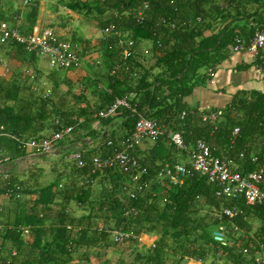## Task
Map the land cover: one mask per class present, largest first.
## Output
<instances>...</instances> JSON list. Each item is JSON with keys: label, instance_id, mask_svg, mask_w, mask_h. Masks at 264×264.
<instances>
[{"label": "trees", "instance_id": "obj_1", "mask_svg": "<svg viewBox=\"0 0 264 264\" xmlns=\"http://www.w3.org/2000/svg\"><path fill=\"white\" fill-rule=\"evenodd\" d=\"M4 1L11 7L12 2L18 0ZM241 1L56 2V6L84 15H91L94 9L98 14L94 18L99 29L113 24L134 45L130 48V55L123 58L113 36L100 35L96 39L100 44L101 62L95 65L102 72H95L87 86L92 87L91 94L96 96V101L94 104L87 101L84 106L69 112L49 109L50 100L33 92L26 98L19 96L22 89L19 81L9 82L0 76L1 165L9 166L25 154L26 150L19 146L16 138L40 139L59 128L72 127L70 134L77 135V138L81 137L82 131L86 132L85 138L99 139L97 147L89 153L80 154L85 161L84 167L78 168L74 159L70 162L69 171L58 174L55 180L36 191L8 170L0 174V194L9 196L12 207L20 202L18 196L36 192L38 198L35 204L45 208L42 214L35 210L27 214L19 213L13 221L5 224L2 239L9 240L12 245L8 253L12 248L21 258L30 257L26 264H70L74 259L82 258V248L99 255L109 246L127 243L132 247L130 259H119L116 264H186L189 260L202 264H255L252 252L260 246L264 250V200L250 206L243 200L233 203L217 196L215 186L191 169L188 151L175 147L167 137L169 132L180 131L188 147L197 139H202L213 155L227 158L231 161V168L241 173L257 170L264 162L263 94L234 97L229 105L217 110L220 111V118L215 123L203 122L204 112L189 109L183 100L204 79H210L207 73L203 74L200 70L213 69L225 57L226 49L239 38L235 27H227L226 23L221 30L213 33L212 24L216 20H233L228 9L236 7ZM249 2L257 5L264 0ZM144 5L147 7L144 8ZM39 7L40 0L26 4L25 27L18 28L22 34L32 33ZM138 12L142 13L141 18L136 17ZM3 16L0 15V20L8 21ZM206 30L212 34L205 36ZM72 36V40L80 44L78 56L81 62V58L90 51L92 40ZM142 42L150 44L151 62L137 57V46ZM0 52L31 65L38 60L35 53H28L13 42L0 43ZM77 97H84V93ZM118 99H126L128 106L117 107L113 115L105 118L95 116ZM182 112L184 116L181 118ZM139 116L157 121L164 127L165 133L156 141H151L153 145L146 155L139 153L141 144L129 150L138 159L140 168L146 169L138 183H133L130 176L117 166L92 171L93 156L104 158L115 150L124 149L121 141L132 133ZM94 122L98 123L99 129L92 127ZM116 122L118 125L113 129ZM234 128H238L235 137L232 135ZM48 130L49 134L40 135ZM177 154L187 155L188 159L177 162L174 159ZM252 155L257 157L255 161H252ZM176 163L184 164L191 170L182 184L173 185L158 178L157 172L161 167ZM144 183L146 187L137 189V185ZM54 204L59 205V209L49 216ZM233 204L242 214L231 219L216 217L223 207ZM73 209L83 213L76 217L72 214ZM1 217L0 223H3ZM220 224L225 228L227 243L224 246L212 238L213 227ZM23 227L28 228L35 238L31 246L20 236ZM116 229L131 231L135 236L153 235L156 239L150 246L134 239L118 244L112 241V232ZM0 264H18V261L14 257L9 261L1 257Z\"/></svg>", "mask_w": 264, "mask_h": 264}, {"label": "crops", "instance_id": "obj_2", "mask_svg": "<svg viewBox=\"0 0 264 264\" xmlns=\"http://www.w3.org/2000/svg\"><path fill=\"white\" fill-rule=\"evenodd\" d=\"M242 3L237 4L236 7H230L229 14L233 16V20L228 22H221L216 20L212 24V31L216 33L221 30L227 23V27H235V32L239 35L244 42L252 36L255 29L264 26V3L253 4L249 0H243ZM55 4H47L43 0H40L39 13L35 25L33 26L32 33H40L46 28L48 19L52 16L51 12L56 9ZM18 10V12H15ZM27 12L26 4H22L19 0L13 1L11 7L5 3L0 2V15H4L8 24L12 27L24 28L25 27V14ZM49 15V16H48ZM252 15V16H251ZM251 16V17H250ZM48 17V18H47ZM5 21V20H3ZM230 22V23H229ZM53 25V24H52ZM52 25L48 26L52 27ZM245 26V27H244ZM19 30V29H18ZM210 30L205 31V36L211 35ZM61 38L74 37L71 34H62ZM98 37L92 38L90 43V51L81 58V64L79 68L70 69H45L42 66V62L34 65L28 62H22L18 59H12L7 53L0 52V76H3L9 82L12 80H18L21 89L19 96L29 97V93L36 96L48 98L49 109L71 111L77 109L80 105L84 106L85 103L94 104L96 96L91 94L92 87L88 86L89 78L93 79L95 72H102L96 62H101V53L99 50V43L96 40ZM94 50H93V49ZM150 44L141 43L137 46V57L145 59L146 62H151L149 54ZM92 50V53H90ZM77 52L80 55L81 47L78 44ZM260 54L264 55V48L260 50ZM94 62V63H93ZM96 66V67H95ZM47 67V66H46ZM203 74L207 73V69H204ZM29 78V79H28ZM88 89V90H87ZM48 91V92H47ZM84 97L78 99L79 94H83ZM254 94L264 95V59H260L259 56L254 55L248 50L240 52H230L227 48L225 51V57L213 67V75L209 80L204 79L203 83L194 87L192 92L186 96L183 100L189 109H197L199 112L216 111L223 109L229 105L234 97L240 95L247 97ZM53 106H55L53 108ZM55 112V111H51ZM56 113H54L55 115ZM52 119V118H51ZM117 122L113 129H116ZM94 129H99L97 122L92 124ZM48 131H43L40 135L49 134ZM81 137L78 138L74 134H68L63 139L56 142L54 148L46 154L36 153L26 150L23 156L15 159L14 163L9 166H0V174L8 172L14 174L20 181H24L26 186H31L33 191L44 184H47V174L50 171H55L58 174L65 173V167L69 161L75 159L77 154L89 153L92 149L99 145L98 138L86 137V132L80 131ZM153 142L149 140H143L139 146L140 155H146L150 152ZM66 158V159H65ZM177 161L184 162L188 159L187 155L183 156L177 154L174 156ZM76 161V160H75ZM177 161V162H178ZM8 170V171H7ZM36 192H29L28 195L18 196L19 203L16 206L10 205V199L8 195L0 194V215L3 223H0V258H7L11 260L16 258L18 264H26L30 260V257L18 255L15 249L12 247L9 240L2 239L3 230L5 224L13 221L15 216L19 213H31L35 210L37 213L43 212L45 209L42 205H36L35 200L38 198ZM12 204V203H11ZM51 211L48 213L52 216L59 209V205L54 204L51 206ZM83 211L73 209L72 214L76 217L81 216ZM47 215L46 219L49 217ZM53 218V217H50ZM25 233H24V232ZM21 238L28 245L31 246V242L35 240L31 231L23 227L21 229ZM48 237L45 235V239ZM156 236L142 235L140 243L144 246H150ZM3 241V242H2ZM127 252L126 254L122 250L118 249L117 245L109 246L97 252H86L84 248L81 249L80 255L82 258L74 259L70 264H116L119 259L128 261L130 259L129 252L132 247L127 243L124 244ZM112 247V248H110ZM112 249L115 253V257L110 259L108 257V250ZM121 252V253H120ZM87 253V254H85ZM85 255V258H84ZM87 256V261L86 260ZM81 259V260H79ZM187 264H202L199 261L189 260Z\"/></svg>", "mask_w": 264, "mask_h": 264}, {"label": "built area", "instance_id": "obj_3", "mask_svg": "<svg viewBox=\"0 0 264 264\" xmlns=\"http://www.w3.org/2000/svg\"><path fill=\"white\" fill-rule=\"evenodd\" d=\"M19 1L22 4L32 2V0ZM146 7L147 5H144V8ZM141 16V12H138L136 15L137 18H141ZM100 33L102 36H113L116 39L117 45L121 48L123 58H127L130 55V48L134 45V42L122 36L113 24L100 29ZM9 42L21 45L28 53H35L38 58L47 62L48 67L51 69H67L79 67L81 64L77 52V42L71 38H61L50 28H45L40 33L22 34L16 27H12L8 22L0 20V43L7 44ZM263 48L264 27L256 29L247 42L236 38L234 43L229 46V51L240 52L248 50L254 55L259 56L260 59H264V55L260 54V50ZM212 75L213 69L209 68L207 76L211 77ZM119 106H128L127 100L118 99L106 110L97 112L95 116L105 118L113 115ZM183 116L184 112L181 113L180 117L182 118ZM219 118L220 111L217 110L202 114L203 122L215 123ZM55 123L58 125V120ZM71 130L72 127H62L53 131L49 136L40 139L21 140L16 138L15 140L25 150H33L36 153L46 154L54 148V143L68 135ZM237 132L238 128H234L232 132L233 137L237 135ZM164 133V127L157 121L139 116L134 124L132 133L121 141L124 149L121 151L115 150L111 155L104 158L93 156L91 160L92 171H99L104 167L117 166L130 176L133 183L137 184L141 175L146 172V169L140 168L138 159L132 156L129 150L139 146L144 139L156 141ZM167 137L175 147L188 151L191 169L215 186L217 196L224 197L233 203L243 200L246 205L250 206L264 200V162L257 170L241 173L231 168V161L227 158L213 155L207 143L202 139H197L192 146L188 147L184 143L180 131L169 132ZM256 159L257 157L252 155V161ZM75 160L78 168L85 166V161L80 154L75 156ZM190 172V168L184 164L176 163L172 166L161 167L157 172V176L159 179L166 180L170 184L180 185ZM136 187L137 189H141L146 187V184H140ZM130 196L133 197V193ZM239 214H242V211L237 205L233 204L232 206L223 207L216 214V217L231 219ZM141 237L142 235L135 236L131 231L116 229L112 232V241L118 244L129 239L140 242ZM212 238L214 242L223 246L226 245L225 228L223 225L220 224L214 229ZM244 252L246 253L247 251L244 250ZM252 259L255 264H264V250L262 246L252 252Z\"/></svg>", "mask_w": 264, "mask_h": 264}, {"label": "rangeland", "instance_id": "obj_4", "mask_svg": "<svg viewBox=\"0 0 264 264\" xmlns=\"http://www.w3.org/2000/svg\"><path fill=\"white\" fill-rule=\"evenodd\" d=\"M43 1L46 2L47 4L51 5V4H55L58 0H43ZM65 1H67V0H65ZM51 13H52L51 14L52 16L48 19V23L53 24V25L50 24V25H52L51 29L57 35H62V34L64 35V34L69 33L71 35H75V37L77 39H82V38L92 39V38H95V37H98L101 35L98 22L94 18L98 14L95 12L94 9L92 10L91 15H84L83 13L72 12V11L58 5L56 7L55 11L53 10ZM60 24H62V27H60ZM50 25L47 24L46 28H50V27H48ZM142 43L145 44V43H149V42H142ZM36 62L37 63L42 62V66L45 69H48L47 62L41 60L40 58H38V60ZM203 71H204V68H202L200 70V72H203ZM70 162L71 161H69L67 163L68 166L65 167V171L66 170L69 171V168L71 165ZM56 178H57V173L55 171L53 172V171L49 170V173L47 174L46 182H48V181L51 182L52 180H55ZM214 229H216V227L215 228L213 227V231H214ZM110 248H112V247H110ZM117 248L124 252V253L120 252L121 254H126V252L128 251V250L126 251L125 249H122V248H125V245L117 246ZM108 257L112 260L115 257V253H113L112 249L108 250ZM187 263L188 262H186V264ZM203 264H208V262H203Z\"/></svg>", "mask_w": 264, "mask_h": 264}]
</instances>
